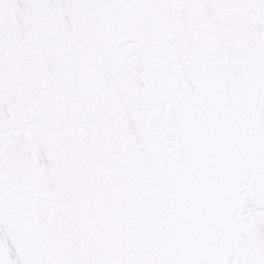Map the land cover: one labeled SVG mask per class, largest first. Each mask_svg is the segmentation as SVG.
Masks as SVG:
<instances>
[{"label": "snow or ice", "instance_id": "snow-or-ice-1", "mask_svg": "<svg viewBox=\"0 0 264 264\" xmlns=\"http://www.w3.org/2000/svg\"><path fill=\"white\" fill-rule=\"evenodd\" d=\"M0 264H264V0H0Z\"/></svg>", "mask_w": 264, "mask_h": 264}]
</instances>
